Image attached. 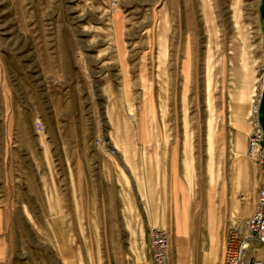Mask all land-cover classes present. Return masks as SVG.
<instances>
[{
    "label": "rangeland",
    "instance_id": "rangeland-1",
    "mask_svg": "<svg viewBox=\"0 0 264 264\" xmlns=\"http://www.w3.org/2000/svg\"><path fill=\"white\" fill-rule=\"evenodd\" d=\"M259 2L0 0V54L49 66L72 49L88 76L76 121L45 112L38 132L25 85L18 136L0 130V264H153L154 229L169 264H213L209 203L215 222L240 218L234 206L229 219L233 173L260 171L238 153L263 75Z\"/></svg>",
    "mask_w": 264,
    "mask_h": 264
},
{
    "label": "crops",
    "instance_id": "crops-1",
    "mask_svg": "<svg viewBox=\"0 0 264 264\" xmlns=\"http://www.w3.org/2000/svg\"><path fill=\"white\" fill-rule=\"evenodd\" d=\"M259 7L260 22L262 23V25H264V0H260ZM115 38L117 41V36H115ZM75 52L77 51H74L72 49H70L69 51L65 50L64 52L61 50H54L53 54H50L52 64H50L49 66H45V61L44 64H42L41 61H37L36 59H34L33 65H25L23 63V58L22 56H19V53L14 55V52L6 51L5 54H0V56L2 57V61L6 63L5 67L0 63V83L2 92L0 101V118L2 125L0 130L2 136H18L17 130L15 129V124L17 123L18 118L22 116L23 113L24 91L22 90V86L25 85H28L32 90L33 101L36 105H38V110L36 111L39 112L37 113V115L39 116V120L37 122L41 123V120L45 122L44 124H46V121L48 122V118L46 117L45 112H48L49 118H51L52 115L54 116V118L64 121L65 125H62V127H66L68 125V122L72 120L76 121L74 119V115L78 114L76 106L80 103L79 95L81 96L83 92H78L77 90L78 88H81V86L83 87V81H88V76L86 75V73L83 74V69L87 68L84 65L85 63H83L81 60L79 62L73 60L72 57ZM82 52H88V50H82ZM93 52L97 53L96 56L98 58H101L105 55L104 52L96 50H93ZM113 54L114 51L112 54H110V56H112ZM117 55L119 56L118 51ZM33 56H35V52L34 55H30V57ZM57 57H59V59H57ZM262 57L264 64V49L262 52ZM4 58H6L7 60H5ZM13 61H15V64H12L14 63ZM47 61L50 62V60ZM76 92L78 93L77 100H75L77 97ZM258 96V118L263 131L262 146L264 147V65L263 75L261 77V88L259 90ZM47 104L48 109L46 108ZM41 105L43 106V111L41 110ZM72 106H75V108H73L74 110L72 109ZM65 107H68V109H66ZM41 111L44 113H41ZM246 140L247 135H245V138L243 140L242 149L238 151L241 156H244L247 152ZM158 148H161V146H151V150ZM170 151L175 152L173 148H171ZM151 152L157 151L152 150ZM147 163L146 169L148 168L164 170L165 168H167L166 162H164L163 160H151ZM260 182L261 171H259L257 176H250L249 171L245 170L243 166H241V169L239 171H234L233 177L229 184V197L227 199L229 202L228 204L230 210L229 219L232 218V209H234V206L236 212L240 215V219L245 220L249 217L256 202L257 190ZM172 186L173 187L171 191L175 195L179 194V190L181 192L183 191L182 186H178L177 180ZM152 188H154L155 192L158 193L157 206L159 207L160 205V210L157 211V214L158 212H161L163 215L164 197L162 196V194L165 193L167 189L166 180L161 177V180H159L157 184L153 185ZM154 189L151 190L148 188V191L151 192ZM223 193L221 192L219 194V198L221 205L223 203V207L225 209L226 204L222 198ZM237 196L239 199L235 200L234 198ZM242 200H244L245 202L242 203ZM208 206L209 231L210 233L212 231L214 234L213 244L215 250L212 263L221 264L224 241L226 238L228 224L231 220H228V222L226 223L225 214V216H219L218 221L215 222L214 213L213 211H211L212 206L210 205V203ZM162 223L163 220L160 222V224Z\"/></svg>",
    "mask_w": 264,
    "mask_h": 264
},
{
    "label": "built area",
    "instance_id": "built-area-1",
    "mask_svg": "<svg viewBox=\"0 0 264 264\" xmlns=\"http://www.w3.org/2000/svg\"><path fill=\"white\" fill-rule=\"evenodd\" d=\"M254 99V98H253ZM256 99V98H255ZM247 134V158L260 168L261 182L256 202L248 218L229 222L224 241L221 264H264V147L263 131L258 120V103L253 100ZM37 131L43 132L38 123ZM153 264H169L168 235L163 230L150 231Z\"/></svg>",
    "mask_w": 264,
    "mask_h": 264
},
{
    "label": "bare ground",
    "instance_id": "bare-ground-1",
    "mask_svg": "<svg viewBox=\"0 0 264 264\" xmlns=\"http://www.w3.org/2000/svg\"><path fill=\"white\" fill-rule=\"evenodd\" d=\"M258 94H254L253 95V98L254 99H252V103L254 102L253 100H257V103H258ZM256 98V99H255ZM251 113H252V108L250 109V113H249V117H248V120H249V118H250V115H251ZM258 120H259V118H258ZM260 124V123H259ZM262 139H263V137H262Z\"/></svg>",
    "mask_w": 264,
    "mask_h": 264
}]
</instances>
